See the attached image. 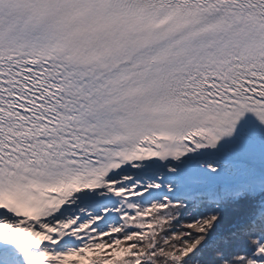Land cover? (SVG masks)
Returning <instances> with one entry per match:
<instances>
[{
	"label": "snow or ice",
	"instance_id": "snow-or-ice-1",
	"mask_svg": "<svg viewBox=\"0 0 264 264\" xmlns=\"http://www.w3.org/2000/svg\"><path fill=\"white\" fill-rule=\"evenodd\" d=\"M0 264H264V0H0Z\"/></svg>",
	"mask_w": 264,
	"mask_h": 264
}]
</instances>
